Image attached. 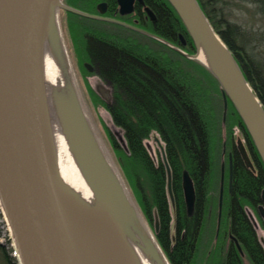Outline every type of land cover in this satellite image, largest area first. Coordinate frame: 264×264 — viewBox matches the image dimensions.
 Here are the masks:
<instances>
[{
	"label": "trees",
	"instance_id": "trees-1",
	"mask_svg": "<svg viewBox=\"0 0 264 264\" xmlns=\"http://www.w3.org/2000/svg\"><path fill=\"white\" fill-rule=\"evenodd\" d=\"M70 5L91 11L100 0H68ZM109 15H113L115 0H106ZM213 29L232 52L244 78L252 87L264 108V40L256 53L249 44L246 31L229 21L224 12V0H196ZM264 9V0H250ZM156 21L146 22L145 30L164 39L186 53L193 54L191 40L174 9L167 0H145ZM77 19L81 57L90 61L96 74L111 89V99L105 106L111 119L122 130L127 147L125 173L130 179L141 209L147 217L157 214L159 241L165 246L171 221L167 194L165 164L155 163L145 145L152 133L164 144L163 151L170 169L171 189L177 203L176 242L168 257L171 264H192L197 256V216L185 217L182 201V172L186 170L196 184L199 199L212 176L213 145L208 131L220 129L222 101L220 84L204 65L190 59L156 38L114 21L88 20L68 12ZM180 35L186 44L182 46ZM216 97V109L211 103ZM229 125L240 127L251 145L258 172L248 170L235 154L231 165L234 232L251 264H264V249L241 207L247 199L257 202L264 186V167L241 122L239 114L228 100ZM112 140V138H111ZM219 140V139H218ZM114 144V140H112ZM229 146V142L227 144ZM229 149V148H228ZM184 229L182 239L181 231ZM200 255V254H199ZM206 251L198 264H208ZM8 261V258H7ZM229 263H236L232 251Z\"/></svg>",
	"mask_w": 264,
	"mask_h": 264
},
{
	"label": "water",
	"instance_id": "water-1",
	"mask_svg": "<svg viewBox=\"0 0 264 264\" xmlns=\"http://www.w3.org/2000/svg\"><path fill=\"white\" fill-rule=\"evenodd\" d=\"M133 1L117 0L119 14L131 13ZM167 1L182 22L194 53L187 54L152 33L146 34L190 59H197L200 42L205 45L211 64L200 63L220 84L223 116L229 98L264 167V108L259 98L198 2ZM60 5V0H0V206L19 264H135L115 222L114 206L93 150H85L83 160L110 215L107 224L90 226L59 176L43 86L42 48L50 13ZM105 6V3L97 5L100 13ZM145 9L153 18V12ZM179 38L185 45L183 36ZM84 66L92 72L91 63L85 62ZM237 143L245 165L253 169L243 143L239 139ZM231 159L229 153V183ZM163 161L170 194V170L164 153ZM223 175L221 166L218 217ZM182 188L190 213L194 191L186 170L182 172ZM261 198L259 208L263 209L264 189Z\"/></svg>",
	"mask_w": 264,
	"mask_h": 264
},
{
	"label": "bare ground",
	"instance_id": "bare-ground-1",
	"mask_svg": "<svg viewBox=\"0 0 264 264\" xmlns=\"http://www.w3.org/2000/svg\"><path fill=\"white\" fill-rule=\"evenodd\" d=\"M196 58L198 62L211 64L208 51L202 42ZM42 76L59 176L77 209L92 227H98L100 222L107 224L110 221V215L83 160V152L90 149L99 162L114 206L115 222L134 263L168 264L99 145L74 82L55 12L50 13L44 33Z\"/></svg>",
	"mask_w": 264,
	"mask_h": 264
},
{
	"label": "rangeland",
	"instance_id": "rangeland-1",
	"mask_svg": "<svg viewBox=\"0 0 264 264\" xmlns=\"http://www.w3.org/2000/svg\"><path fill=\"white\" fill-rule=\"evenodd\" d=\"M223 6L227 19L240 25L242 29L246 31L247 37H249L248 40L250 41L249 44L253 46L254 51L258 53L262 48L264 40V9L261 10L258 4L250 0H224ZM59 7L60 6L55 9V13L60 38L66 52V57L69 62L76 88L89 116L99 145L105 154L106 159L112 165L115 175L121 182L131 204L137 210L148 232L153 235L154 242L159 248L162 256L166 259L168 264H171L165 252L156 240L153 221L146 218L141 209V205L137 200L132 183L125 173L124 158L127 155L125 139L123 137L122 130L114 125L105 106L106 102H109L111 99V89L95 72H88L84 66V63L87 61L81 57V41L78 39L80 31L78 30L76 23L77 19H72V17L66 15L58 9ZM179 49L185 52L182 48ZM215 94L216 93L209 96L211 97V103L213 104L214 109H216ZM221 108V114H216L221 120V123L219 124L220 129L211 130V127L213 126V119H209L210 125H208V131L213 145V156L218 158V161L214 163L212 176L208 183V202L206 204V217L208 218L215 216L217 213L221 166H223L224 169L223 182L226 185L229 175L228 154L231 150L230 147L232 143H236L238 139L243 142V137L245 136V133L239 126L233 124L230 128L227 127L229 125V121L227 120L228 105L225 116H223V104ZM111 138L114 140V144ZM144 142L153 161L155 163L162 161L164 144L159 136L156 133H152L151 136ZM228 142L229 146H227ZM172 209L171 202H169L171 216H173ZM246 212L247 216L254 224L258 241L264 249V221H258L257 215L252 210L247 208ZM15 255L16 252L14 249L13 239L11 237L7 220L0 206V264H19ZM197 257V260H195L193 264L199 263L200 255ZM242 261L243 264H251L245 256Z\"/></svg>",
	"mask_w": 264,
	"mask_h": 264
},
{
	"label": "flooded vegetation",
	"instance_id": "flooded-vegetation-1",
	"mask_svg": "<svg viewBox=\"0 0 264 264\" xmlns=\"http://www.w3.org/2000/svg\"><path fill=\"white\" fill-rule=\"evenodd\" d=\"M61 5L58 8L62 12H64L66 15H68V12H71L72 14L78 16L79 18L83 19H88V20H98V21H103V22H110L114 21L118 24L121 25H126L136 31H140L143 33H146L145 30V25L146 22L153 23L156 21L155 14L153 12L154 17L151 18L149 14L146 12V7L147 4L145 0H134L133 1V10L131 13L126 14V15H120L118 12V4L117 0H115V11L113 15H109V4L106 0H100L96 2L94 9L91 11L87 10H79L75 7H72L69 3L68 0H60ZM99 3H105V7L102 8L104 10L103 13H100L97 5ZM71 6V7H70ZM67 8L71 9L68 10ZM149 8V7H148ZM150 33V32H149ZM154 35V34H153ZM186 44V43H185ZM87 62L90 63L88 60ZM93 66V65H92ZM90 72V71H88ZM95 72V69L93 67L92 73ZM238 141V140H237ZM232 143L231 145V150L230 154L232 159L234 158V155L236 154L241 162L244 164V166L248 169L251 170L252 173L257 174L258 169H257V163L255 156L253 154L251 145L249 143V140L246 136L243 137V145L247 151V154L253 164V169L247 167L245 165V162L239 152L238 149V143ZM241 141V140H240ZM253 145V144H252ZM164 153V151H163ZM232 159H231V165H232ZM164 162V161H163ZM229 164V160H228ZM166 169V168H165ZM170 170V169H169ZM167 176V174H166ZM190 176V175H189ZM191 178V177H190ZM192 180V178H191ZM192 186H193V191H194V203L193 207L190 213L187 212L186 207H185V198H184V191L182 188V180H181V188H182V201H183V208H184V213L185 217L187 219L193 218L197 216L198 219V231H197V246H198V252L197 256L202 254L203 252L206 251V255L208 256V264H232L227 261V254L229 251H232L236 258L237 262L234 264H243V257H246V253L242 249L241 243L238 240L237 234L234 232L233 228V220H232V215H231V208L233 205V194H232V184L229 183V178L228 182L225 183L223 182V192H222V204H221V210H220V216L218 217V200H217V213L215 216L212 217H206V204L208 202V191L209 188L207 185L203 193L200 194L201 198L199 199V192L197 189L196 184L192 180ZM219 188L218 187V196H219ZM264 189V186L260 189L259 192V200L257 202H253L249 199L245 201L242 204L241 210L243 214L246 216L248 222L251 224L252 228L255 231L254 224L252 220L247 216L246 209H250L258 217V221L260 220L261 222L264 221V207L263 209H260V205L262 204V190ZM167 194H168V200L171 202L172 205V210H173V216H171V221H170V226H169V232H168V242L164 246L158 239V235L160 232V225L158 221L157 214L154 212L152 217H147L146 218L150 221H153L154 224V235L156 237L157 242L165 252L166 256L168 257L169 252L172 251L173 246L175 245L176 242V229H177V203H176V197L172 192L169 194L168 188H167ZM213 219V221H212ZM212 221V222H211ZM172 229V232H171ZM184 233V229L181 231L180 234V239H182ZM256 234V231H255ZM195 257L192 259V264L197 260L198 257ZM247 258V257H246ZM169 259V257H168ZM171 261V260H169ZM184 264V263H183Z\"/></svg>",
	"mask_w": 264,
	"mask_h": 264
}]
</instances>
